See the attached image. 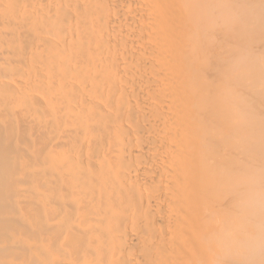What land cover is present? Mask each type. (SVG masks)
I'll return each instance as SVG.
<instances>
[{
  "label": "bare ground",
  "instance_id": "obj_1",
  "mask_svg": "<svg viewBox=\"0 0 264 264\" xmlns=\"http://www.w3.org/2000/svg\"><path fill=\"white\" fill-rule=\"evenodd\" d=\"M0 264H264V0H0Z\"/></svg>",
  "mask_w": 264,
  "mask_h": 264
}]
</instances>
